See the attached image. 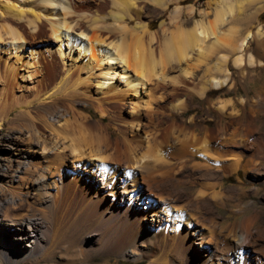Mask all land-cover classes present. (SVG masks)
Masks as SVG:
<instances>
[{
	"label": "bare ground",
	"instance_id": "obj_1",
	"mask_svg": "<svg viewBox=\"0 0 264 264\" xmlns=\"http://www.w3.org/2000/svg\"><path fill=\"white\" fill-rule=\"evenodd\" d=\"M241 3L215 0L212 18L201 10V17L189 26L176 22L170 34H160L151 30V19L144 15L145 0H33L27 15L16 1L4 2L11 18L0 23V39L5 36L3 48L16 59L11 64L9 57L0 59L5 91L0 93V125L2 120L11 125L12 112L26 109L25 126L33 139L42 138L38 143L42 153L24 161L27 165L18 183L5 186L10 196L0 197L1 262L18 256L12 248L16 239L28 241L26 250L19 249L24 258L30 252L40 260L51 236L73 226L87 236L96 234L97 251L121 253L135 261L148 257L147 264H264L261 237L251 228L237 230L234 224L227 228L216 221L217 213L202 207L210 197L218 211L233 193H225L223 180L212 182L217 171L242 168L260 173L254 160L260 149L255 146L252 152L250 131L238 136L230 123L223 131L208 126L197 131L175 123L160 136L152 130L161 109L191 88L192 69L213 54H217L213 67L219 75L206 78L207 86L198 91L201 97L208 89L229 86V61L236 68L263 63L248 50L251 40L264 36L261 21L243 32L227 24ZM108 9V16L116 21L136 18L130 38L118 37L98 24ZM188 10L194 13L193 5ZM173 12L178 18V3ZM116 28L125 31L126 26ZM38 40L42 46L31 48L29 54L21 50L26 42ZM74 48L79 49L74 61L79 56L84 60L70 74L66 57ZM24 65L33 66L40 75L31 99L14 91L19 67ZM36 102L37 110L31 108ZM230 103V98L220 101L218 117L234 114L228 110ZM173 105L177 112L184 109ZM89 106L100 116L94 117ZM68 162L76 169L66 168ZM188 162L203 167L198 177L202 188L195 197L178 187L177 170Z\"/></svg>",
	"mask_w": 264,
	"mask_h": 264
},
{
	"label": "rangeland",
	"instance_id": "obj_2",
	"mask_svg": "<svg viewBox=\"0 0 264 264\" xmlns=\"http://www.w3.org/2000/svg\"><path fill=\"white\" fill-rule=\"evenodd\" d=\"M0 1V23H2V20H10L11 13L8 11L5 12V9L3 7L4 2L8 0ZM9 1H16L17 6L20 4L19 7L22 6L21 9L25 8L24 14L26 15L31 11V6L33 5L32 7H34L33 0ZM145 1L147 5L145 6L144 15H148L151 19V30L157 31V33L160 34H170L171 31L176 28L175 26L177 23H183V27L189 26L190 23H192L195 19L201 17V10L208 11V17L212 18L211 15H213V10L216 7V4H214L215 0H164L163 4L156 3L153 0ZM250 1L251 0H242L241 8L237 10V14L235 13L234 18L227 23L228 25L238 26L239 30L243 32L250 27L255 28L257 22L261 21L262 27L264 28V0H252L251 2ZM212 2L214 3L212 4ZM177 3L179 4L180 12L177 13L178 18H174L173 10ZM191 5H193L194 7V13L192 14H190L188 10V6ZM117 6L119 8V5ZM108 11L109 9L104 12L106 17H101L98 24L101 26H108L116 33L118 37H121L123 34L126 37L128 36L127 38H130L131 29L133 31L132 27L137 25L136 18H130L129 16H127L123 22H120L116 21L115 18L113 19L114 16H108ZM116 25L126 26L125 31H119V29L116 28ZM166 29L168 30V32L166 31ZM4 39L5 36L0 39V59H6L7 57H9L7 63L11 64L15 61L16 55L14 53L10 54V52L7 51V48H3L6 47L7 44V40L5 41ZM37 42H26L21 50L23 52L27 51L26 53L29 54V50L31 48H38L42 46V40H38ZM65 47V52H68L69 47L67 45V42H65ZM248 50L253 53L257 60H261L263 63L256 64L253 66H244L243 68H236L229 61L226 64L231 73V82L229 86L227 85L219 90L208 89L204 97H201L198 94V91L204 86H207V77H209V75H211L212 73H218L217 75H219L218 70L216 71L214 68L215 64L218 62L217 54H213V56H211L210 59L207 60V62L204 61V63H201V66L193 68L191 73V77L193 79L191 88L175 95L172 102L168 105H165V109H161L163 113L158 114V117L152 130L160 136L162 131L166 130V128H168L171 123H175L174 126L185 125L197 131L203 130V128L206 126L213 128L216 127L219 128V130L221 131L222 129L224 130L223 126H225L227 123H230L231 130L233 129V131H236V134L238 136L239 134L241 135L243 132L248 133L250 131V137L248 139L251 143L254 142L253 144H251L253 147L252 152L256 147L260 149L259 155L256 156L254 160L257 162L258 167H260L261 170L259 172L261 174L255 173V171H244V169L242 168L238 172H231L230 170L217 171V177L211 179L212 182H219L223 180V189L225 193H228L227 191H231L233 193L231 197H228L229 199L225 202V204L219 207L218 211L217 207L214 205L210 197H208L207 201L202 204V207L206 212L210 214L213 212L217 213L218 216L216 218V221H218V223H223L225 225L227 224V228H236L237 226V230H240L243 227L247 229L251 228L250 230L254 231V235L258 238L261 237V241L264 242V36L258 41L257 39L251 40ZM78 53L79 49L74 48L71 55L69 54L66 57V67H70V74H75L80 69V64L84 60L81 56H79L77 60L74 61L72 56L77 57ZM18 64H22V62L19 61ZM182 64L185 65V63ZM18 66L19 65H17V67ZM82 71V74L85 75V70ZM34 72H36V74ZM38 73L39 72H37V70H35L33 66L26 67V65H24L19 67V76L18 80L16 81L17 86L14 85V91L16 96H25L28 98L30 97L29 99L34 97L35 91L38 90L37 88H39L38 82L40 75ZM3 82V79L0 78V93L5 92L3 90ZM95 88V86H92V90H95ZM93 95L96 94L93 93ZM162 97H160L159 100H161ZM228 98H230L232 102V104L230 103L228 105V110H233L234 114L230 115L225 113L221 117H218V112H216V110L220 101L222 99L224 100ZM1 102L2 101H0V105ZM174 103L175 105L180 104L179 106H184L182 112L176 111L173 105ZM38 104L39 102L32 104L31 108L37 110ZM166 107L169 109H167ZM31 108H29V110H33ZM170 108H172V110ZM25 111L27 112L26 109L22 111L24 113H19V111H13L12 114L9 116V118L14 119L11 125L4 124L3 120L1 121V198H5L7 195L10 196L9 192L6 191V187L18 183L19 177L20 175H23L25 167L27 165L25 162L28 163V161H32V157L38 158L39 155H41L42 153V149H38L42 138L39 139L40 141L33 139L32 135L28 132V129L25 126V123L27 122V120L25 121V116L23 115L27 114ZM89 112L96 118L100 116V114L92 106H89ZM232 118H234L235 121H232ZM166 121H168V123ZM231 123H233V125ZM241 127L244 129H242ZM50 137L51 134L48 135V139H50ZM246 157H248V155ZM68 164L69 165L65 166L66 168L70 170L76 169L74 165L71 167V162H68ZM77 167H79V169L83 168V166ZM181 169L177 170L178 173L176 174V176L180 180L178 187L183 193L186 194V196L189 195L190 197H195L196 195H198L197 193H199V190L202 188V181L200 182L198 177L200 176L199 174L203 170V167H195L193 166L192 162H188L183 167V169ZM199 182L201 184H199ZM1 184H4V186H2ZM22 188L27 189V186L23 185ZM36 191L33 189L31 193H34L33 195H35V193H37ZM147 221L152 223L151 220ZM0 225H2L1 222ZM154 228L156 229L157 226H154ZM6 229L8 230V228ZM62 229L63 230H58L54 236H51V239H49V242H47V249L45 253L42 254L43 256L39 258L40 260H37V257L30 252L27 254L26 258H24L21 255V252H19V249L26 250L29 247V244L27 245L28 241L27 239H16L15 243L12 245V248L13 251H15L19 257L12 256L11 259L6 258L7 260L4 262L0 261V264L149 263L148 257H145L143 261H135L133 258L126 257L121 253L104 254L102 252L97 251L96 245L98 242H96L97 237H95L96 234L94 232L89 233V236H87L86 231L79 227L66 226ZM9 234L7 236L8 238L12 235ZM0 235L2 236L1 229ZM152 253H154V251H152ZM171 255H168L167 261H173L171 260Z\"/></svg>",
	"mask_w": 264,
	"mask_h": 264
}]
</instances>
